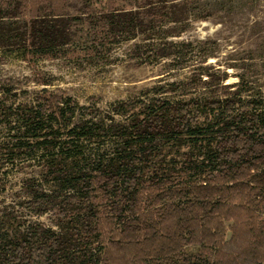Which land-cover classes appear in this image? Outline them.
Returning a JSON list of instances; mask_svg holds the SVG:
<instances>
[{
	"label": "trees",
	"instance_id": "obj_1",
	"mask_svg": "<svg viewBox=\"0 0 264 264\" xmlns=\"http://www.w3.org/2000/svg\"><path fill=\"white\" fill-rule=\"evenodd\" d=\"M95 3L0 0V53L103 57L133 41L141 63L189 73L109 113L47 88L21 101L0 80V193L8 169L27 174L0 199V264H264L263 91L208 64L217 41L178 39L209 15L197 0Z\"/></svg>",
	"mask_w": 264,
	"mask_h": 264
},
{
	"label": "rangeland",
	"instance_id": "obj_2",
	"mask_svg": "<svg viewBox=\"0 0 264 264\" xmlns=\"http://www.w3.org/2000/svg\"><path fill=\"white\" fill-rule=\"evenodd\" d=\"M92 1L99 8L105 5L117 8L134 6L133 0ZM197 1L202 8L209 10V15L206 18L193 16L189 27L178 39L208 41L214 45L217 41L216 56L211 57L208 64L223 70L227 67L228 82L237 80L234 74L244 73L255 81L256 90L260 89L264 94V0ZM83 34L86 36V32L81 31L80 35ZM132 46L133 41L123 42L103 57L86 56L80 50L72 56L49 57L32 62L0 53V80L8 87H14L21 101L29 102L37 92L47 88L72 96L83 105L95 102L109 113L118 102L139 98L147 100L154 93V86L189 73L188 68L170 70L165 61L141 63L132 55ZM231 64L236 67L228 68ZM40 78L48 84L42 85ZM188 92L190 95L193 91ZM165 95L183 96L181 91L167 92ZM5 133L6 130L1 128L0 137ZM8 172L9 176L2 177L7 189L5 193H0V199L5 198L10 202L18 197L27 174L13 169H8ZM37 219L46 225H54L50 212ZM110 257L114 259L115 253L111 252Z\"/></svg>",
	"mask_w": 264,
	"mask_h": 264
}]
</instances>
